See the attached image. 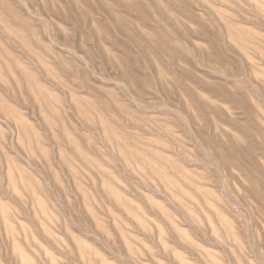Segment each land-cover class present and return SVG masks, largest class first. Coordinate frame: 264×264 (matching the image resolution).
Wrapping results in <instances>:
<instances>
[{
	"label": "rangeland",
	"instance_id": "obj_1",
	"mask_svg": "<svg viewBox=\"0 0 264 264\" xmlns=\"http://www.w3.org/2000/svg\"><path fill=\"white\" fill-rule=\"evenodd\" d=\"M0 264H264V0H0Z\"/></svg>",
	"mask_w": 264,
	"mask_h": 264
}]
</instances>
